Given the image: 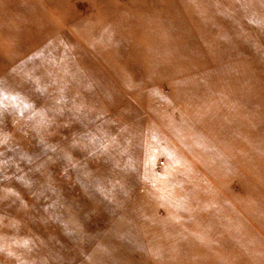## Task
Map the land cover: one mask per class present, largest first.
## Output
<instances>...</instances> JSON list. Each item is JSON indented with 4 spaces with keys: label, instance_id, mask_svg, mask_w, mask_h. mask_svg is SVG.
Listing matches in <instances>:
<instances>
[{
    "label": "rangeland",
    "instance_id": "1",
    "mask_svg": "<svg viewBox=\"0 0 264 264\" xmlns=\"http://www.w3.org/2000/svg\"><path fill=\"white\" fill-rule=\"evenodd\" d=\"M0 264H264V0H0Z\"/></svg>",
    "mask_w": 264,
    "mask_h": 264
}]
</instances>
